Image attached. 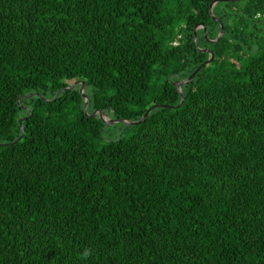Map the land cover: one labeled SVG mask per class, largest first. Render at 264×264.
<instances>
[{
  "label": "trees",
  "instance_id": "trees-1",
  "mask_svg": "<svg viewBox=\"0 0 264 264\" xmlns=\"http://www.w3.org/2000/svg\"><path fill=\"white\" fill-rule=\"evenodd\" d=\"M212 1L0 0V264H264V0Z\"/></svg>",
  "mask_w": 264,
  "mask_h": 264
},
{
  "label": "water",
  "instance_id": "water-1",
  "mask_svg": "<svg viewBox=\"0 0 264 264\" xmlns=\"http://www.w3.org/2000/svg\"><path fill=\"white\" fill-rule=\"evenodd\" d=\"M219 1H237V0H213V1L210 3V5H209V13H210L211 16L213 17V19L216 20V21L218 22V24H219V31H218L217 35H216L214 38H212V39L207 38L208 42H211V43L217 41V40H218V39L224 34V26H223V24H222L220 18H218L217 16H215V15L213 14V12H212L213 6H214L217 2H219ZM201 26H202L203 29H204V36L206 37V28H205L204 25H201ZM197 28H198V26H195V27H194V30H193V36H194V42H195V44H197V43H196V40H197V37H196V35H197V34H196V30H197ZM198 48H200V47H198ZM200 49H203L204 51L208 52L209 56L207 57V59H206L203 63H201V64H200V65H199V66H198V67H197V68H196V69H195V70L189 75V77H187L186 79H183V80H176V81H175V87L177 88V90H179L180 95H181L180 102L177 104V106H179V105L183 102V92L181 91V85H182L183 83H186V82L192 80V78H193L194 75L198 72V70H199L203 65L209 63L210 60H211L212 57H213L212 52H211L207 47H205V48H200ZM77 84H81V87H80V94H81V96L84 98V102H85V103H84V106H83V110H84V112H85L86 114H88L89 116H91V117H94V116H96V115H100L101 118L105 121V123H107V122H110V123L124 122V123H128V124H134V123H136V122H139V121L143 120V119L146 117V115H147V114H148L153 108H155V107L158 106V105L150 106V107L146 110V112L143 114V116H142V118H141L140 120L111 119V118H110L109 120H107V119H105V116H106V115H105V110H103V109H100V110H94V111L91 112V113H88V112H87L88 98H87V96H86L85 93H84L85 84L83 83L82 80L75 81V82H73L70 86H67V87L61 88L58 92H56V94L53 96V98H55V97H56L61 91L65 90V89L73 88V87H75ZM17 99H19V97H18ZM160 105L163 106V107L169 106V105H166V104H160ZM22 119H23V117H20V118L18 119V122H19V125H20V128H21V132H20L19 136L16 138L15 141H18L19 139H21V137H22V135H23V133H24V128H23V125H22Z\"/></svg>",
  "mask_w": 264,
  "mask_h": 264
},
{
  "label": "rangeland",
  "instance_id": "rangeland-1",
  "mask_svg": "<svg viewBox=\"0 0 264 264\" xmlns=\"http://www.w3.org/2000/svg\"><path fill=\"white\" fill-rule=\"evenodd\" d=\"M105 115V119L109 120L111 118L110 113H108L107 111H105ZM107 125L108 126L105 127V132L107 133V137L109 138H118L121 136H126L130 133V128L125 124L107 122Z\"/></svg>",
  "mask_w": 264,
  "mask_h": 264
},
{
  "label": "built area",
  "instance_id": "built-area-1",
  "mask_svg": "<svg viewBox=\"0 0 264 264\" xmlns=\"http://www.w3.org/2000/svg\"><path fill=\"white\" fill-rule=\"evenodd\" d=\"M259 15H261V14H258V16H259ZM262 15H263V14H262ZM179 37H180V36H178V38H179ZM178 42H179V40L176 38V39L173 40L172 44L176 46V45H178Z\"/></svg>",
  "mask_w": 264,
  "mask_h": 264
}]
</instances>
